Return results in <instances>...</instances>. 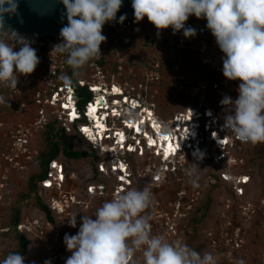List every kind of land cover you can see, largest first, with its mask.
Masks as SVG:
<instances>
[{
  "label": "clouds",
  "instance_id": "9594fccd",
  "mask_svg": "<svg viewBox=\"0 0 264 264\" xmlns=\"http://www.w3.org/2000/svg\"><path fill=\"white\" fill-rule=\"evenodd\" d=\"M60 2L66 8L68 23L60 31L62 42L54 46L52 52L66 57L65 63L73 70L72 76L60 77L62 84L70 89L74 86V77L80 75V70L91 60L101 58L100 46L107 39L102 34L103 27L106 23L117 20L123 0ZM18 7L17 0H0V85L11 89H17L20 75L32 74L40 63L37 51L28 39L15 30H5V16L16 15ZM132 8L136 23L147 17L157 30L171 28L174 35L183 30L185 38L197 35L195 28L185 26L189 17L206 19L207 29L224 53L223 75L228 80L241 81L237 99L225 95L221 100L225 109L223 128L234 133L241 142L264 143V0H132ZM126 18V14L122 15L118 22L122 24ZM3 104H9V101L0 95V105ZM142 107V104H137L136 107L129 105L130 111ZM148 111L151 112L152 109ZM125 114L126 111L121 115L111 114L107 117L110 136L104 141L105 145L111 141L110 147L114 145L119 147V151L137 153L143 145L139 142L145 141L146 147L157 150L167 160L165 165L168 169L173 164L171 159L182 153L193 152L197 161L205 159L206 153L199 144L200 139L205 144L207 140L196 129V136L191 132L186 134L189 132L188 125L192 124L190 119L186 130L180 134L182 138L173 135L168 127L164 128V134L168 135L164 140L167 144L168 139L173 142H176V138L181 139L177 141L180 151L176 150L168 157L164 149L167 145L162 148L164 151L157 147L159 142L156 137L160 133L153 127L155 123L151 119L155 117L154 113L147 115L146 127L141 131L128 123L131 120H126L122 126L117 127L126 138L124 147H121L116 125H112V117L121 120L126 117ZM127 116L129 119L137 118L133 112H127ZM158 125L163 128L162 122ZM207 135H211L215 143L222 144L215 129L209 128L206 137ZM86 138L92 141L91 138ZM152 140L156 142L155 145H152ZM130 144H134L131 149L128 148ZM224 144L228 145L229 140L222 145ZM189 176L192 186L198 187L199 177L195 175V169L189 172ZM152 205L153 193L149 187L129 188L104 202L94 215H83L77 234H65L64 243L72 253L66 264H134L137 252L142 253L143 264H217L212 253L201 254L182 241H168L163 235H154L152 216L148 211ZM68 222L71 227L76 228L77 215H72ZM0 264H25V257L20 253H10L0 260ZM45 264H51V261L46 260ZM238 264L245 262L240 260Z\"/></svg>",
  "mask_w": 264,
  "mask_h": 264
},
{
  "label": "rangeland",
  "instance_id": "374dc122",
  "mask_svg": "<svg viewBox=\"0 0 264 264\" xmlns=\"http://www.w3.org/2000/svg\"><path fill=\"white\" fill-rule=\"evenodd\" d=\"M146 19L144 18V20ZM136 35L138 37H136L135 42L132 43L130 37V44L122 49L123 57L127 63L120 80L127 83L126 93L130 96V99L138 98L140 100L139 106L142 104L144 107L130 112L135 113L137 117L142 116L143 112H148L150 115L155 113L156 116L153 117L154 128L157 127L158 122L163 123V128L158 125V132L160 134H157L156 138L160 147L163 145L161 144L162 141L165 142L164 140L168 138V135H165L163 131L165 127L171 129L173 135L182 138L180 134H183L184 130H186V116L191 112L194 116L192 117L193 122L189 125L190 129H188L189 132L187 131L186 134L194 131L192 133L196 136V132H199L201 137L207 140L208 144L202 142L201 139L199 144L201 150L206 153L205 159L197 161L192 155L193 152L190 154L182 153L184 154L183 156L180 154L176 158L171 159L173 164L168 169L165 165L167 160L163 159L157 150L146 148L145 141L143 143L139 142L143 145H141L137 153L123 150L120 152L118 148L117 155L116 152H105V149L108 147L107 144V147L103 148L99 146V143H93L89 139V141L87 139L84 141L82 137L76 136V148L83 149L89 154L97 152L98 158L85 156L81 159H69L63 154L58 157L66 167L67 176L64 187L69 196H73L74 201L78 202L73 204L70 210L71 213L68 216L64 215L61 217L60 215L56 214L55 216V214H52L54 220L51 221V226L53 228L48 224L50 219L40 210L37 204V197L39 196L47 205L50 191L44 190L38 182L36 195L30 192V176L40 170V165L32 163L25 170L8 168L6 169L8 176L6 180L2 179L3 177L0 173V196H2L0 197V249L2 260L8 256L9 251L19 247L17 230L13 226L7 227L13 209L19 203L22 208L21 214L23 219L27 217L39 219L41 224L40 229L44 232L42 240L36 234L28 232L20 233L18 230L19 234H23L30 241L28 251L24 255L25 264L34 258L38 259V264H45L47 257L51 254L48 253L52 251L58 252L59 255L62 254L67 260L72 253L67 250L64 243L65 234L76 235L83 215H94L104 202L113 199L114 195H118L116 189L119 184V177L117 175L118 172L113 170H115L114 165L119 166L121 162L127 163L129 167L127 173L131 176V185L127 184V181L125 182L127 190L129 188L143 189L145 186L151 189L153 193V205L148 210L149 214L153 207L158 204L161 203L162 205L166 203L167 205V203L173 202L177 198V193L184 188H187L191 192L200 191V202L194 203L191 211L192 219L189 222L185 221L184 226L186 230L185 243L201 252V254L205 252L209 253L208 240L206 239L207 231L220 228L225 224L223 212L225 211L226 198L230 196V190L234 189L235 185L237 187L243 186L245 192V196H243L244 200L257 203V201L264 198V154L261 157L255 151L263 143L253 144L241 142L240 140L237 142L238 138L234 133L224 130L225 109L220 102L217 103L222 93H215L209 97L207 104H204L202 101H192L185 95L177 96L171 92V89L175 88L171 86V83L174 82L177 76L181 77L185 75L193 80H200L199 76L203 73L199 66V64L203 65L200 57L194 54L195 52L193 53L185 49L184 45L174 38L170 37L169 39L164 34L157 36L153 35V33L151 34L149 31H144ZM160 60L163 61L164 82L160 85L147 86L146 70L153 65V62ZM203 66L208 69V72L210 71L209 67ZM131 69L135 73L131 74ZM80 75L83 78L86 77L83 73H80ZM208 75L204 76V78L212 77L210 72ZM120 80L119 82H121ZM189 86L191 85L187 82L186 87ZM148 109H153V111L149 112L147 111ZM206 109L212 110L210 111L212 114H206L203 119L202 112H205ZM125 115L126 117H123L121 120L117 119V117H112L113 126L116 125V129L122 126V123L126 122V120H131L127 119V112ZM209 115L214 116L211 117ZM176 116L178 119H176ZM199 117H201L200 122L203 119L202 124L205 123L204 136L199 130ZM84 121L87 120L83 119L82 122ZM82 122H78L77 125L82 124ZM193 124L195 125L196 132L192 129ZM209 128L215 129L218 137L223 138V141L229 140L230 143L222 145L215 143L211 135H207L206 137V132ZM72 130L73 128H70L69 132ZM57 131L59 130L57 129ZM151 134H153L152 130ZM161 136H163L162 141ZM180 140L176 138V142ZM34 143L41 149L44 140L39 135L34 140ZM139 143L137 142L136 144L138 145ZM108 145H111V141H108ZM251 149H254V153L251 152L252 156H249L248 151ZM143 151H145L144 154ZM211 154H214L216 157L214 164L210 163ZM225 159H227V162ZM169 162L170 160H168ZM192 163L197 164L198 167ZM192 169H195V175L199 177V186L195 188L192 186L191 177L189 176V172ZM103 170H106V172H103ZM214 173L224 179L220 185L218 184V187L213 186L214 182L212 180L216 179L217 183L219 182ZM225 173L229 174L228 178H232L230 176L232 174L238 176V178L246 175L250 179L248 183H240L241 180L239 182L235 178H230L231 180L227 181L223 176ZM92 185H95L97 188L94 194L90 193ZM102 186L106 187L103 194L101 193ZM208 199H210V203H208ZM234 214H237V211ZM72 215H77L76 228L71 227L68 222V218ZM92 218L95 219V216ZM261 222L262 219L260 218L244 221V226L248 230V244L244 253L249 258V264L262 263L261 246L263 247L264 244V231L260 225ZM52 245L54 248L51 250L49 247ZM66 260L60 262V264H66ZM134 264H143L141 252L135 254Z\"/></svg>",
  "mask_w": 264,
  "mask_h": 264
},
{
  "label": "built area",
  "instance_id": "2783aa9c",
  "mask_svg": "<svg viewBox=\"0 0 264 264\" xmlns=\"http://www.w3.org/2000/svg\"><path fill=\"white\" fill-rule=\"evenodd\" d=\"M206 24V19H197L196 17L188 19L185 26L195 28L197 35L193 38H185L183 30L175 35L171 28L157 30L148 19L139 23H136L134 19L124 21L122 24L119 22L110 23L103 27L102 34L107 39L100 46L101 58L91 60L81 69L80 73H83L86 77L83 78L81 75L74 77V86L70 89L62 84L60 77L62 75L72 76L73 70L65 63L66 57L52 52L54 46L62 42L60 34L18 32L28 39L32 47L36 49L40 63L32 74L19 76L17 89L0 85V95H3L9 101V104L0 105V173L2 179L6 180L8 178L6 172L8 168L25 170L32 163L40 165V149L34 143V140L46 130L55 128L56 130L69 131L70 128H73V125L86 119V122H82L77 126L86 137L90 138L85 131L86 125H97L95 120L91 118L90 107H93L94 103L97 105L98 98L101 96L104 104L98 106L100 116L105 114L109 116L111 114L112 116H115V114L121 115L122 112H130L129 105L136 107L135 104H139L140 100L138 98L130 99V96L126 93L127 83L120 80L126 69L127 62L123 57L122 49L130 44L128 32L138 34L149 31L153 35L164 34L169 39L172 37L184 45L188 51L195 52L194 54L200 57L202 64L210 68L209 72L212 77L209 78L193 80L185 75L177 76L174 82L171 83V86L175 87L171 89L173 95H185L189 100L202 101L204 104H207L210 95L219 92L222 93V96L217 100V103H221L225 95L230 96L232 99L238 98V87L241 81H231L223 75L224 53L220 50L215 37L207 29ZM152 64L145 73L147 86L160 85L164 82L163 61H155ZM131 72V74L135 73L132 69ZM187 82L191 86L186 87ZM76 84L80 87H88L92 92L91 99L83 107L80 106L82 97ZM141 86L143 85L141 84ZM116 87L121 88L120 92L122 94L116 95ZM117 102H120V104L117 105ZM210 111V109L205 110V112H208L207 114H210ZM176 119H178L177 116ZM107 120L108 118L105 121L107 129H109ZM120 131L116 130L117 133ZM109 136L110 133L106 130L104 138L100 134L98 140H94L93 143H99V146L103 148L108 146L111 149L114 145L110 147L104 143ZM115 142L118 143V141ZM123 143H120L121 147H124ZM132 145L134 144L128 145V148L131 149ZM126 165L127 163L124 162H121L119 166L114 165L115 170L113 171H117L119 177L117 194L127 190L126 181L127 184L131 185V176L127 173L129 167ZM228 175L227 173L223 174L227 181L235 178L239 182L241 180L240 183H248L250 179L246 175L238 178V176L232 174H230L232 176L230 179ZM66 176L65 164L60 159L55 158L49 163L45 178L39 181L44 190L50 191L47 206L55 216L56 214L61 217L70 215L73 204L78 202L74 201L73 196H69L64 187ZM212 181L214 184L217 183L216 179ZM94 187L95 185H92V188ZM101 188L103 194L106 187L102 186ZM234 190L236 198L230 196L226 198L225 211L223 212L225 224L220 228L210 229L206 233L209 253L216 257L217 264H238L240 260H243L245 264L250 263L249 258L244 253L248 244V230L244 226V221L260 218L262 219L260 225L264 231V198L254 203L250 200H244L245 192L242 185L239 187L235 185ZM200 194V191L191 192L184 188L177 193V198L173 202L171 201L167 205L166 203L162 205L160 203L153 207L150 213L153 234L163 235L168 241L179 240L185 243L186 230L184 222H189L192 219L191 211L194 203L200 202ZM235 211H237V214H234ZM48 222L51 226V220ZM40 228L39 219L34 217H27L17 225V231L19 230L20 233L36 234L43 240L42 234L44 232ZM53 248V245L49 247L51 250ZM48 254L50 255L47 260H50L51 264H60V262L66 260L58 252L52 251ZM1 256L0 249V260H2ZM261 260L264 262V246L261 250ZM27 264H38V259L34 258Z\"/></svg>",
  "mask_w": 264,
  "mask_h": 264
},
{
  "label": "trees",
  "instance_id": "16d2710c",
  "mask_svg": "<svg viewBox=\"0 0 264 264\" xmlns=\"http://www.w3.org/2000/svg\"><path fill=\"white\" fill-rule=\"evenodd\" d=\"M146 18L147 17H145V19ZM192 18H195V16L190 17L189 19H192ZM128 35H129V37H131L132 43L135 42L136 37H138L136 35V33H133V32H128ZM199 66H200V70L203 71V73L200 74L199 77H200V79H204V76H207L209 73L208 69L201 64H199ZM76 87L79 90L80 95L82 97V99L80 101V106L83 107L87 103V101L91 99L92 92L89 90L88 87H80L77 84H76ZM212 95H214V94H212ZM212 95H210L209 97H211ZM202 117L204 119L205 112H202ZM203 119H201V122H199V128H200V131L202 134L204 133V124H202ZM84 122H86V121H84ZM76 136L82 137V139L84 141L87 139V138H85L84 134L78 129L77 124L73 125V130L71 132L66 131L64 129L57 131L54 128V129L46 130L40 134V137H42V140H44V144H43V147H41V149H40V155H39V157H40V170L33 173L30 176V183H31L30 192H31V194L34 193V195H36L37 183L40 180H42L43 178H45V176L47 175L49 163L52 160H54L55 158H58L61 154H63L65 157H67L69 159H81L85 156H93L94 158H98V154H96L97 152L96 153L93 152V154H89L88 152H86L83 149H77L75 146ZM206 143L208 144V142H206ZM90 146H91V144H90ZM255 151L257 152L258 155H260L262 157V155L264 154V143L261 144L260 147H258L257 150H255ZM251 152L254 153V149H251L250 151H248L249 156H252ZM215 158L216 157L214 154L210 155V163L211 164L215 163ZM225 160L227 162V159H225ZM214 176H216L219 179V182L215 183L213 186L218 187V184L220 185L221 182L224 181V179H222L220 175H217L215 173H214ZM230 197L236 198L234 189L230 190ZM208 203H210V199H208ZM37 204H38L40 210L47 215L48 219L53 221L54 218H53L51 210L39 198V196L37 197ZM21 209L22 208H21L20 203L14 207L10 221L8 222L7 227L13 226V228H15L17 230V225L23 220V217L21 214ZM8 232H6V234H8ZM17 234H18L17 239L19 240V247L15 250L9 251L8 255L10 253H20L22 255H25L28 251V246L30 244V241L28 239H26V237H24L23 234H19L18 231H17Z\"/></svg>",
  "mask_w": 264,
  "mask_h": 264
},
{
  "label": "water",
  "instance_id": "95a60500",
  "mask_svg": "<svg viewBox=\"0 0 264 264\" xmlns=\"http://www.w3.org/2000/svg\"><path fill=\"white\" fill-rule=\"evenodd\" d=\"M19 5L17 14L5 16V30L16 32L60 34L61 29L67 25L66 8L60 0H17ZM126 14V19H134L132 0H123V6L117 13V20L106 23L118 22L119 17Z\"/></svg>",
  "mask_w": 264,
  "mask_h": 264
},
{
  "label": "bare ground",
  "instance_id": "6f19581e",
  "mask_svg": "<svg viewBox=\"0 0 264 264\" xmlns=\"http://www.w3.org/2000/svg\"><path fill=\"white\" fill-rule=\"evenodd\" d=\"M120 90H121V88L120 87H116L115 88V91L117 92L116 93V95H118V94H122V92H120ZM123 102H124V100H122ZM98 102H99V104H104V101H103V98H102V96L100 97V98H98ZM120 104V102H117V105H119ZM136 106H137V103L135 104ZM98 106L94 103V105H93V107H90V115H91V118H93L94 120H95V122L97 123V125L96 126H92V125H90V126H88V125H86L87 127L85 128V131L88 133V136H90V138H91V140L92 141H94V140H98V135H102V137L104 136V134H105V131L106 130H108L107 129V125H106V121H105V119H107V117L109 116V115H107V114H105V115H102V116H100L99 115V110H98ZM119 110L121 111V109L119 108ZM118 110V111H119ZM149 110V109H148ZM147 110V111H148ZM212 111V110H211ZM210 114H212L211 112H210ZM115 115H117V114H115ZM147 115L149 116L150 115V113H148V112H143V114H142V116H139V117H137L136 119H131V121H129L128 123L131 125V126H136L137 127V125H139L138 127H137V130H139V131H141V130H143V129H145V127H146V123H147V120H148V118H147ZM144 116V117H143ZM187 119H186V121H187V125H188V119H190V121L191 122H193V118L192 117H194L193 116V114L192 113H190V114H188L187 116ZM190 117V118H189ZM128 118V117H127ZM178 118V117H177ZM142 119V120H141ZM179 119H181V118H179ZM151 120H153V118L151 119ZM189 126V125H188ZM154 127V126H153ZM155 128H157V130H158V126L157 127H155ZM190 129V128H189ZM192 129L193 130H195V125L193 124L192 125ZM97 130H99L98 132H97ZM159 131V130H158ZM192 132H194V131H192ZM191 132V134L192 135H194L193 133ZM187 133V132H186ZM117 135L119 136V143H122V142H125L126 141V138H125V135H124V133L123 132H119V133H117ZM190 135V134H189ZM97 136V137H96ZM104 138V137H103ZM157 138V137H156ZM161 141L163 140V136H161ZM152 145H155L156 144V142L155 141H153L152 140ZM166 142H163L162 141V143L161 144H163L164 146L165 145H167V147H165L164 148V146L162 145V147H161V149L162 148H164L165 149V153H166V155L169 157L170 156V154L172 153H175V151L176 150H178L177 152H179L180 151V146H179V143H177V142H173V141H171L170 139H168V144L166 143ZM221 143L223 144V143H226V140H221ZM157 147H160V144L158 145L157 144ZM106 148V147H105ZM119 147H117V146H114L113 148H109V147H107L106 149H105V152H109V151H112V152H116V154H118L117 153V149H118ZM147 148V147H146ZM163 150V149H162ZM139 151V150H138ZM164 151V150H163ZM121 152V151H120ZM145 152V151H144ZM125 168V167H124ZM103 172H105V170H103ZM97 188L96 187H94V188H92L91 190H90V193H92V194H94L95 193V190H96Z\"/></svg>",
  "mask_w": 264,
  "mask_h": 264
},
{
  "label": "crops",
  "instance_id": "0c3cea01",
  "mask_svg": "<svg viewBox=\"0 0 264 264\" xmlns=\"http://www.w3.org/2000/svg\"><path fill=\"white\" fill-rule=\"evenodd\" d=\"M263 246H264V244H263ZM262 248H263V247L261 246V249H262ZM262 263H263V262H262ZM262 263H261V262H260V263L258 262V264H262Z\"/></svg>",
  "mask_w": 264,
  "mask_h": 264
},
{
  "label": "snow or ice",
  "instance_id": "6c2138e0",
  "mask_svg": "<svg viewBox=\"0 0 264 264\" xmlns=\"http://www.w3.org/2000/svg\"><path fill=\"white\" fill-rule=\"evenodd\" d=\"M97 106H99V102H98Z\"/></svg>",
  "mask_w": 264,
  "mask_h": 264
}]
</instances>
